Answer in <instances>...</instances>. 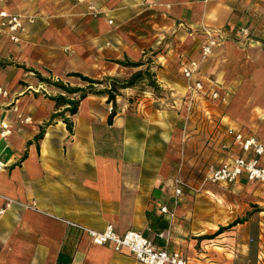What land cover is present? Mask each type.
Returning <instances> with one entry per match:
<instances>
[{"label":"crops","instance_id":"obj_1","mask_svg":"<svg viewBox=\"0 0 264 264\" xmlns=\"http://www.w3.org/2000/svg\"><path fill=\"white\" fill-rule=\"evenodd\" d=\"M49 1L52 13L25 10L35 23L21 42L0 37V88L7 91L0 96V122L8 123L10 131L0 136V264H55L68 230L64 220L95 230L112 224L119 234L139 231L156 245L181 252L189 264H251L249 243L256 239L252 264H264V210L213 239L203 238L228 223L208 218V207L202 205L220 199V192L194 183L208 162L242 154L225 134L227 128L264 142V0H90L100 11L96 17L88 14L87 3ZM242 26L249 28V36L235 38ZM208 32L220 41L215 66L200 58ZM166 34L167 54L148 63L145 51ZM82 37L87 41L82 43ZM125 60L144 64L116 63ZM189 60L201 61L205 92L218 88L228 96L226 103L210 101L208 95L188 100L181 61ZM148 65L162 97L146 79L121 89L108 124L112 103L105 95L89 94L70 117L71 133L62 120L51 119L66 106L57 107L50 97L78 94H67L35 74L84 87L68 73L125 80ZM174 94L181 97L176 106L169 102ZM25 117L30 121L21 123ZM176 175L186 183L179 205L172 194ZM252 183L258 184L254 192ZM246 189L264 209V184L241 179L231 191ZM3 198L14 202L5 207ZM16 202L33 203L36 209ZM161 206L173 212L171 219L160 213ZM147 213L162 217L167 227L151 228ZM209 225L213 229L205 228ZM163 231L167 243L157 236ZM71 264L142 263L81 233Z\"/></svg>","mask_w":264,"mask_h":264},{"label":"built area","instance_id":"obj_2","mask_svg":"<svg viewBox=\"0 0 264 264\" xmlns=\"http://www.w3.org/2000/svg\"><path fill=\"white\" fill-rule=\"evenodd\" d=\"M78 3H87V12L96 17L100 11L90 0H76ZM35 23V17L29 13L13 12L5 8H0V37H6L12 43H19L26 34L27 27ZM112 24V20H108ZM249 36V28L242 26L236 33L235 38ZM220 41L212 32L207 33V39L201 45V59H205L212 53L213 48L219 45ZM201 61H181V74L187 84L188 100L205 99L206 96L211 101H218L224 104L227 95L221 94L218 88H213L208 93L205 92L200 72ZM0 96L6 97L7 91L0 88ZM21 115H18L19 120ZM29 117H25L20 122H29ZM9 124L0 122V136L5 137L9 134ZM218 132V131H217ZM225 134L233 139L235 145L240 148L242 154L234 155L231 159L221 162H209L205 168L200 186L204 184H225L233 185L239 180L244 179L248 182H258L264 184V165L260 163V157L264 154V142L253 135H245L242 131L227 128ZM224 147V145H223ZM2 163L0 162V166ZM185 181L179 176L173 179V198L174 204L181 199ZM192 188V187H191ZM5 207L13 203L11 199L3 198ZM27 209H36L34 204L19 203ZM4 209L0 210L2 213ZM160 213L173 217V212L165 206L159 208ZM66 225L78 228L82 234L87 235L91 242L96 245H109L114 251H126L130 253L138 262L142 264H189L186 257L179 251H168L166 247L156 245L152 240L136 230H128L119 234L114 230L112 224H107L103 230H95L86 226H81L70 221H63ZM160 239L168 242V235L165 231L158 233Z\"/></svg>","mask_w":264,"mask_h":264},{"label":"trees","instance_id":"obj_3","mask_svg":"<svg viewBox=\"0 0 264 264\" xmlns=\"http://www.w3.org/2000/svg\"><path fill=\"white\" fill-rule=\"evenodd\" d=\"M116 63L126 66V67H133L137 68L142 66L144 63L142 61H116ZM149 67L146 66L143 69H140L136 72H134L128 79L125 80H119L114 77H104L102 79H92L88 76H85L78 72H71L68 73V76H74L79 78L82 82L85 83L84 87H71L69 85H65L60 81H51L49 79H45L41 77L38 73L36 74V77L49 85H52L56 88L61 89L67 94H78L77 98L69 99L66 98L63 95H58L54 97H50L52 100L55 101L56 106H66L63 110L56 112L52 114L51 119H60L62 122L66 125V128L69 133L72 132V126L73 122L71 121V118L73 115L77 113L78 105L81 100H83L85 97H87L89 94H96V95H105L107 96V102L112 103L111 111L107 117V123L111 124L112 119L116 114L115 111V99L116 96L120 94V90L124 88H128L131 86H134L139 81L145 79L146 77L149 78L148 85L152 87L153 89L156 87V84L154 83L153 74H148ZM49 124V123H48ZM42 137V132H40L36 139H40ZM147 218H149V225L151 228L154 227L155 224L158 225V229H165L167 227V224L163 221L162 217L158 218H152L150 216V213H147ZM243 222L242 220L234 221L231 225L219 227L216 231V234H220L223 231L228 230L230 227L236 225L237 223ZM68 230L66 232L63 244L61 246V249L58 253L57 260L55 264H71L72 257L75 251V246L77 244V240L81 234V231L72 226L67 225ZM203 238H212V237H203Z\"/></svg>","mask_w":264,"mask_h":264},{"label":"rangeland","instance_id":"obj_4","mask_svg":"<svg viewBox=\"0 0 264 264\" xmlns=\"http://www.w3.org/2000/svg\"><path fill=\"white\" fill-rule=\"evenodd\" d=\"M50 4H51V2L49 0H0V6L6 7V8H9L11 10L18 11L21 13L26 12L25 10H27V9H33L32 11L38 13L39 15H40L41 11L43 12V14L45 13V11L48 13H52L53 10L51 9ZM51 19L56 20L58 18H51ZM79 23H81V21L77 23V26L79 25ZM60 24H62V21H60ZM82 26H84V25H82ZM80 41H82V43H84L85 41H87V38L82 37ZM169 43H170V34H166L163 38H161V40H159V43H155V46L153 48L145 51L146 61L148 63L149 62L151 63V61H153L154 59L160 60V57L165 56V54H167V50H168L167 46H169ZM216 56L217 55L214 54V48H213L212 53L209 56H207L205 59H203V60L201 59V60L205 61V63L206 62H209V63L212 62L215 66V62L213 61V58ZM148 67L150 69L149 65H148ZM148 74H153V73L149 70ZM153 75H155V74H153ZM145 79L148 83L149 78L146 77ZM53 81H55V80H53ZM154 83L156 84V87L153 89L155 95L162 97L163 91H161V88L156 83L155 79H154ZM180 100H181V97L179 96V94L178 95L174 94L172 97L170 96L169 102L171 103V105L176 106L180 103ZM202 177H203V174H200L198 172V174L195 178L196 180L194 181V183H196V182L201 183ZM185 179L187 180L188 178L186 177ZM207 185H210V187L214 189L213 190L214 192H218V193L220 192V194H221L220 199L217 198L218 200H216L215 198H213L211 200H208L209 204H207V203L202 204V205L208 207V213H209V214H207L208 218H211V219L217 218L220 222H222V223L226 222V223H228V225H231L234 221H238V220L245 221L252 215H259L260 212L262 210H264V209H262V206L255 204V199L253 197H258V196L257 195L255 196V194L251 193L248 189L241 190L239 193H237V191L232 192L231 188L233 185H225V184H204L202 186V188L203 187L204 188L209 187ZM250 186L254 192V190L257 188L258 184L252 183V184H250ZM200 192L201 191H197V192H193V193H194V195H197V194H200ZM179 202H180V200H178V202L175 205H179ZM200 214H201V212L198 213V215H200ZM199 217H201V216H199ZM201 220H202V217H201ZM212 221H214V220H212ZM228 225H226V226H228ZM218 226H219V224H218ZM200 227H204V226L201 225ZM219 227H221V226H219ZM205 228L213 229V227L210 225L206 226ZM217 230H215V232L212 234L203 235L202 237H212L210 239H213L215 237V233ZM249 244L251 245V248H253V252H254L253 258H251L250 261H248L249 263L252 264L257 259L255 254H256V250L258 249V246H257L258 241L256 239H254V241L249 243Z\"/></svg>","mask_w":264,"mask_h":264}]
</instances>
